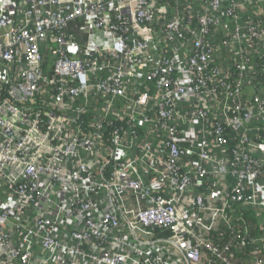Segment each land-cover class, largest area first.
I'll list each match as a JSON object with an SVG mask.
<instances>
[{"label": "built area", "instance_id": "built-area-1", "mask_svg": "<svg viewBox=\"0 0 264 264\" xmlns=\"http://www.w3.org/2000/svg\"><path fill=\"white\" fill-rule=\"evenodd\" d=\"M0 264H264V0H0Z\"/></svg>", "mask_w": 264, "mask_h": 264}]
</instances>
